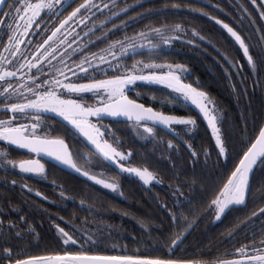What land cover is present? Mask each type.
<instances>
[{
    "label": "snow or ice",
    "instance_id": "6c2138e0",
    "mask_svg": "<svg viewBox=\"0 0 264 264\" xmlns=\"http://www.w3.org/2000/svg\"><path fill=\"white\" fill-rule=\"evenodd\" d=\"M201 3L202 0H190L187 7L179 3L165 4L162 8L137 12L116 25V19L128 16L137 8L144 9L145 4L138 2L121 8L105 0H0V170L18 171L24 176L46 180L48 173L41 161L47 157L54 162L53 167L59 165L69 174L117 192L119 182L105 179L103 172L91 171L89 156L78 149L74 151L76 144L88 149L97 166L115 167L120 174L135 177L146 186L162 183V178L150 167L127 166L134 153L130 149L122 150L124 141L103 123L106 118L116 122L123 118L134 126L137 135L150 142L160 131L178 136L174 126H181L185 135H189L203 124L214 142L216 165L223 167L214 181L206 182L203 169L198 176L195 167L200 163L201 154L208 167L212 152L205 149L198 152L187 144L193 160V174L190 180L173 188L171 209L164 205L176 231L166 229L169 236L162 242L157 240L155 245L138 247L135 251L127 248L119 252L115 248L104 251L101 250L102 241L93 238L87 217L81 222L84 231L75 226L79 217H75L72 224L59 217L65 226L55 225L54 240L63 247L52 251L45 249L44 254H38L33 248L40 247L42 237L28 224L27 217L20 216V225L14 221L5 225V217L0 219V264H264V181L259 197H254L253 191L256 172L264 173V113L251 117L242 115L243 127L237 132L238 125L228 124L217 101L199 81L186 82L191 74L184 65L163 60L176 42L197 48V41L211 43L194 26L157 21L159 26L147 24L133 35L112 39L117 33L153 17L182 18L186 14L205 17L228 34L251 73L259 77L264 72V26L255 27L252 11L243 4L235 5L239 15L233 21L234 27L209 16L204 10L218 8V5L198 7ZM248 3L264 22V0H248ZM100 16L105 19L96 25L94 21ZM109 24L112 25L110 29ZM249 27L258 34L255 44L253 36L245 34ZM97 32L101 35L96 36ZM217 52L226 65V77L239 73L244 67L236 57L229 58L218 49ZM137 55L145 59H134ZM129 59L133 60L131 64ZM243 83L246 81L241 80ZM153 85L169 90L168 95L175 104L190 102L197 109L198 117L166 114L145 106L130 95L141 86ZM232 87L233 94L246 95V89H237L235 83ZM166 147L176 148L171 141ZM13 148L25 153L26 158L10 159ZM16 183L11 181L13 187ZM52 183L61 189L59 197L67 199L63 185ZM184 188L196 195L186 197ZM21 189L28 193L33 191L27 184L21 185ZM35 196L48 200L39 191ZM198 197L200 205L195 210L190 209ZM250 202L253 205L250 213H246L223 240L233 251L214 255L217 250L211 249L200 254H186L187 249L181 245L199 219L211 214L216 221H221L234 210L248 209ZM80 207L93 211L91 205L85 206L84 200L80 201ZM185 212L188 215L181 225ZM96 215L103 213L96 212ZM240 233L243 236L238 239ZM26 238L27 242L22 243ZM33 239L36 240L34 245ZM177 251L185 254L177 255Z\"/></svg>",
    "mask_w": 264,
    "mask_h": 264
},
{
    "label": "trees",
    "instance_id": "16d2710c",
    "mask_svg": "<svg viewBox=\"0 0 264 264\" xmlns=\"http://www.w3.org/2000/svg\"><path fill=\"white\" fill-rule=\"evenodd\" d=\"M105 2H115L121 8L138 2L145 4L144 9L137 8L135 11H130L128 16L116 19V25H120L122 20H128L129 17L135 16L137 12L152 8H162L165 4L170 6L174 3L181 4V7H187L190 0H105ZM237 3L243 4L252 11L256 20L255 27L264 26V22L260 21L258 14L253 10L248 0H202V3L197 6L218 5V8L210 7L204 8V10L208 12L209 16L216 17L235 27L236 25L233 21L239 15L235 7ZM104 19L103 16H100L94 23L99 25ZM157 21L161 24L186 23L189 28L194 26L205 36L207 41L211 42L209 44L197 41V44H199L198 48L176 42L163 57V60L184 65L191 74L186 82L195 84V82L199 81L201 87L217 101L218 106L227 117L228 124L238 125L236 128L237 132L243 127L242 115L251 117L253 114L260 115L264 113V72H261L259 77L252 74L246 61L238 53L234 41L219 25L214 24L213 21L205 17L197 18L187 14L182 18L172 16L153 17L117 33L112 39H120L125 34L133 35L135 32L142 30L147 24L159 26ZM89 26H92V22H90ZM107 27L110 29L112 25L109 24ZM245 34L252 35V43L255 44L258 34L254 33L251 27L245 29ZM100 35V32L96 33V36ZM104 46L100 45V47ZM217 49L220 53L229 56V58L236 57L239 63L244 65L239 73L230 77L225 76L224 69L226 65H224V61L218 54ZM134 59L142 60L145 57L137 55ZM132 62V59L128 60L129 64ZM241 80L246 81V83L241 84ZM234 83L237 89H246V95L237 96L233 94L232 86ZM168 92L169 90L163 88V86L153 85L141 86L131 92L130 95L132 98H137L138 102L144 103L145 106H151L166 114L197 116L190 102L175 104ZM137 94L139 95L137 96ZM103 123L109 125L112 131L116 132L117 136L124 141L122 150L127 151L130 149L133 151L134 156L128 166L150 167L151 171L159 174L162 178V183L146 186L135 177L120 174L118 169H106L103 166H97L95 157L91 153L88 154L91 160V171L95 173L103 172L105 179L117 180L119 188L114 193L122 192L125 194V198H112L108 195L112 191L104 189L100 185H94L83 177L69 174V172L62 170L59 165L54 168H48L47 176L56 180V184L63 185L67 199L59 197L60 188L56 187L54 191H51L46 189L47 187L44 189L42 184L40 189L33 180L22 183L18 179L19 177L27 180L29 176L19 174L18 171L16 173H6L0 170V219L6 217L4 220L5 225L11 221L20 225V216H26L28 224L33 226L42 237L39 242L40 247L38 249L33 248V251L38 254H44L45 249L52 251L63 247L62 244L58 246L54 240L57 235L55 225L65 226L59 217H63L64 221H68L69 224L74 222L75 217H79V221L75 222V226L82 231H84V226L81 222L87 217L91 226L90 231L94 233L93 238L102 241L101 250L104 251H109L113 248L116 249V252H119L122 248L135 251L138 247L144 249L149 244L155 245L157 240L162 242L163 239L169 236V232L165 231L166 229H171L172 232L176 231L169 222L164 205H168L169 209H171L174 200L173 188L178 183L190 180L193 174V160L187 144H191L192 148L198 152L201 149L212 152L208 167H205L204 158L201 154L200 163L195 167L196 175H201V170L203 169L205 181L210 182L214 181L223 172V167L216 165V154L213 151L214 142L203 124H200L189 135H185V130L181 126H174L176 133L179 134L178 136L172 138L171 135L173 134L170 132L160 131L159 135L150 142L137 135L134 126L130 123L107 121H103ZM250 133L251 127H249ZM168 141H171L176 146L175 150L166 147ZM78 163L82 164L80 161ZM254 179L253 191L254 197H257L261 193V182L264 181V173L257 171ZM12 180L17 182L15 187L11 184ZM23 184L31 187L32 193L22 190L21 185ZM199 188L200 191H203V185H200ZM36 191L41 192L43 195L56 197H48L47 201L42 198L36 200L34 198ZM183 191L188 198L196 195L188 188H184ZM88 197H91V199H87ZM81 200L85 201L86 207L91 205L93 211L89 212L82 209L80 207ZM200 203L201 201L198 197L189 208L195 210ZM12 209H19L20 211H11ZM96 212H101L103 215L97 216ZM187 215L188 213L185 212L181 216V225H183L184 218ZM231 216L232 212L217 222H215L214 216L211 214L203 216L191 230V235L188 236L181 247L186 248L188 243L193 241L224 240L230 232L224 230L230 225ZM240 216V214H233V219H238ZM161 232H163V237ZM26 242L27 238L22 243ZM32 243L34 245L36 240L33 239Z\"/></svg>",
    "mask_w": 264,
    "mask_h": 264
},
{
    "label": "flooded vegetation",
    "instance_id": "af4514ba",
    "mask_svg": "<svg viewBox=\"0 0 264 264\" xmlns=\"http://www.w3.org/2000/svg\"><path fill=\"white\" fill-rule=\"evenodd\" d=\"M193 107V105H192ZM194 109V107H193ZM195 112V111H194ZM198 117V116H197ZM165 132V131H163ZM176 132V131H175ZM172 138H175L174 135H171ZM81 150L80 152L83 153V154H89V151L87 148L85 147H82L80 145H76L74 144V151L75 150ZM11 155H13V157H11ZM10 159H13V160H19L21 158H26V155L25 153H23L21 150H18V149H15L13 148L10 152V156H9ZM42 163H45V169H46V172L48 170V168H54L52 165H53V161H51L49 158L45 157L42 161ZM82 164L84 163L83 161H80ZM128 166V165H127ZM26 178V177H25ZM18 179L23 183V182H29V180H33L35 181V184L41 189V185L43 184V188L45 189V187H47L46 189L48 190H51V191H54L55 190V186L53 185V181H56V180H53L52 178H48L47 176V179H43V178H37V177H28L27 180L24 179V178H19ZM56 183V182H55ZM30 184V183H29ZM48 185V186H46ZM109 196H111L112 198H117V199H123L125 198V194L121 195L120 193H114V192H110L108 193ZM107 195V196H108ZM261 195V193L259 194V196ZM35 196V195H34ZM44 196H47V197H51V198H55L56 196H53V195H44ZM257 196V197H259ZM36 200L40 199V197H37L35 196L34 197ZM253 207L252 203L250 202L249 203V208L248 209H243V210H234L232 212V216L229 220V223L230 225L226 227V229L224 231H232L235 229L236 225L239 223V220L241 218H243L245 216L246 213H250V210L251 208ZM233 214H240V218L238 219H233ZM257 231L259 229V222H257ZM243 236V233H240V236L238 237V239L240 237ZM216 238V236H214ZM260 236H257V239H259ZM242 243H247V241H243L241 240ZM184 249H187V253L188 255H191L192 253H197V254H200V253H203V252H207L211 249H216L217 251L214 253V255H221L223 254L224 252H231L233 251L232 247L230 246V244H224L223 243V240H217V239H213V240H204V241H196V242H190L188 243V247L184 248ZM185 253L183 252H179L177 251V255H183ZM232 258V257H230Z\"/></svg>",
    "mask_w": 264,
    "mask_h": 264
},
{
    "label": "water",
    "instance_id": "95a60500",
    "mask_svg": "<svg viewBox=\"0 0 264 264\" xmlns=\"http://www.w3.org/2000/svg\"><path fill=\"white\" fill-rule=\"evenodd\" d=\"M193 107H194L195 114L198 116L197 109L195 108V106H193ZM104 121H107V122H116L115 120L109 119V118H106ZM120 123H127V122H124L123 118H121ZM207 131L209 132V134L211 136L210 131L209 130H207ZM112 169H117V168L113 167Z\"/></svg>",
    "mask_w": 264,
    "mask_h": 264
},
{
    "label": "rangeland",
    "instance_id": "374dc122",
    "mask_svg": "<svg viewBox=\"0 0 264 264\" xmlns=\"http://www.w3.org/2000/svg\"><path fill=\"white\" fill-rule=\"evenodd\" d=\"M214 220H215V218H214ZM215 222H217V221L215 220Z\"/></svg>",
    "mask_w": 264,
    "mask_h": 264
}]
</instances>
